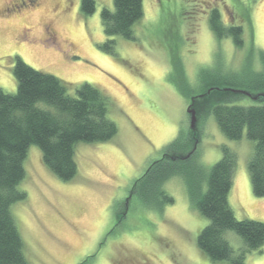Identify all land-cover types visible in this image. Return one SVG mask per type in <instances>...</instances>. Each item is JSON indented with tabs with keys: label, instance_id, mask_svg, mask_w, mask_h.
<instances>
[{
	"label": "rangeland",
	"instance_id": "374dc122",
	"mask_svg": "<svg viewBox=\"0 0 264 264\" xmlns=\"http://www.w3.org/2000/svg\"><path fill=\"white\" fill-rule=\"evenodd\" d=\"M9 2L0 0V89L15 93L12 70L19 57L67 84L70 95L84 83L102 91L117 126L107 142L75 145L77 173L67 182L47 169L38 147L28 148L18 187L26 197L10 209L26 261L229 264L211 262L198 249L208 220L190 200L185 178L174 176L163 184L172 203L161 197L144 202L131 189L181 134L186 150L175 155L195 156L184 168L193 187L206 190L208 170L221 159L222 148H228L235 155L228 193L233 215L264 223V196H254L248 173L254 141L245 132L239 140L227 139L210 112L218 101L210 93L196 99L206 82L223 78L242 84L258 68L264 52V0H143L134 40L115 36L106 47L100 12L112 10V0H95L89 16L80 12L81 0H40L35 9L13 16L4 15ZM213 8L225 25L242 26L241 48L229 37L215 38L208 23ZM45 29L54 41L47 39ZM234 101L254 103L243 95ZM189 106L196 113L194 130ZM224 238L234 255L244 248L233 232H225ZM243 264H264V245L246 253Z\"/></svg>",
	"mask_w": 264,
	"mask_h": 264
},
{
	"label": "trees",
	"instance_id": "16d2710c",
	"mask_svg": "<svg viewBox=\"0 0 264 264\" xmlns=\"http://www.w3.org/2000/svg\"><path fill=\"white\" fill-rule=\"evenodd\" d=\"M95 3V0H81L82 15L93 14ZM112 4V10L102 8L100 12L103 33L108 38L104 47L111 46L114 41L110 38L115 36L134 40L133 27L143 16V0H112ZM208 23L216 39L229 37L235 47L244 45L242 26L225 25L217 9L210 11ZM260 54L258 68L250 71L242 84L234 85L226 79L216 78L206 82L201 96L196 97L207 98L210 93L218 101L211 105L210 112L227 139L239 140L245 132L246 137L254 141L248 173L255 197L264 196V99L261 96L264 95V52ZM12 71L15 93L0 89V264H29L23 255L22 241L10 211L13 204L26 197L18 187L25 177L24 161L28 148L32 145L38 147L47 169L59 180L67 182L77 173L75 145L107 142L116 135L117 126L108 116V97L96 87L84 83L74 89V95H70L67 84L31 68L19 57L14 58ZM232 90L244 91L257 98H249L254 101L249 105L234 104L240 96H248ZM183 141V136L178 134L163 149L161 158L151 163L134 182L131 191L144 202L161 197L164 203H172V198L162 190L163 184L174 176L185 178L190 200L208 220L198 236V249L211 262L243 264L246 253L261 251L264 223L237 220L229 206L235 155L228 148H222L221 159L207 172L206 190L200 192L185 177L184 170L195 156L182 159L175 155L186 150ZM173 158L180 161L173 163L170 161ZM227 231L236 234L243 242L244 248L235 255L224 238Z\"/></svg>",
	"mask_w": 264,
	"mask_h": 264
},
{
	"label": "flooded vegetation",
	"instance_id": "af4514ba",
	"mask_svg": "<svg viewBox=\"0 0 264 264\" xmlns=\"http://www.w3.org/2000/svg\"><path fill=\"white\" fill-rule=\"evenodd\" d=\"M39 2L40 0H10L8 6L4 11V15L11 16L12 14H22V12H26L28 10L35 9L36 7H38ZM45 32L48 37L47 39L50 41H54V35H52L48 29H45Z\"/></svg>",
	"mask_w": 264,
	"mask_h": 264
},
{
	"label": "water",
	"instance_id": "95a60500",
	"mask_svg": "<svg viewBox=\"0 0 264 264\" xmlns=\"http://www.w3.org/2000/svg\"><path fill=\"white\" fill-rule=\"evenodd\" d=\"M232 91L235 93H242V94L248 96L249 98H251L253 100H256V98H257V97H252L249 93L244 92V91H239V90H232ZM261 96L264 99V95H261ZM186 112L190 116V128H191V130H194L195 129V123H196V113H195L194 109L191 108V106H189V108H187Z\"/></svg>",
	"mask_w": 264,
	"mask_h": 264
}]
</instances>
